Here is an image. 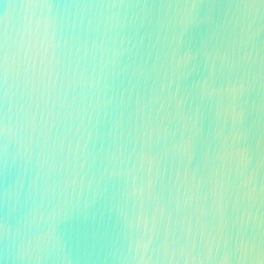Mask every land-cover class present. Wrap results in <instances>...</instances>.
Wrapping results in <instances>:
<instances>
[{
  "label": "water",
  "instance_id": "obj_1",
  "mask_svg": "<svg viewBox=\"0 0 264 264\" xmlns=\"http://www.w3.org/2000/svg\"><path fill=\"white\" fill-rule=\"evenodd\" d=\"M0 264H264V0H0Z\"/></svg>",
  "mask_w": 264,
  "mask_h": 264
},
{
  "label": "clouds",
  "instance_id": "obj_2",
  "mask_svg": "<svg viewBox=\"0 0 264 264\" xmlns=\"http://www.w3.org/2000/svg\"><path fill=\"white\" fill-rule=\"evenodd\" d=\"M21 42L26 60L39 71L50 60L54 46L49 21L46 18L30 21Z\"/></svg>",
  "mask_w": 264,
  "mask_h": 264
}]
</instances>
